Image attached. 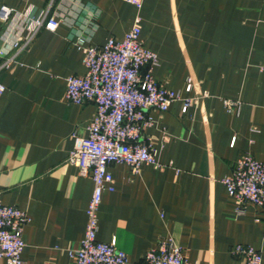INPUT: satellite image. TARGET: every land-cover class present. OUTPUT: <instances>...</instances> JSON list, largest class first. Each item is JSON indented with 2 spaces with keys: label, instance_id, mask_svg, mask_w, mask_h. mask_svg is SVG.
Instances as JSON below:
<instances>
[{
  "label": "crops",
  "instance_id": "crops-1",
  "mask_svg": "<svg viewBox=\"0 0 264 264\" xmlns=\"http://www.w3.org/2000/svg\"><path fill=\"white\" fill-rule=\"evenodd\" d=\"M2 6L63 19L54 32L41 28L16 63L0 70V202L30 219L25 264H71L67 253L87 222L94 185L67 158L95 106L65 100V79L85 72L73 42L83 37L101 47L122 38L137 16L144 46L158 55L154 79L198 101L185 114L179 101L166 113H148L153 125L143 136L163 168L109 166L114 191L102 195L97 240L114 239L128 264H140L168 236L192 264H240L235 245L255 248L264 264V217L252 205L237 215L221 184L242 155L264 160V74L257 69L264 0H144L140 11L123 0H0ZM24 28L5 42L8 28L0 23V46ZM188 79L194 87L186 95ZM223 100L240 104L237 116Z\"/></svg>",
  "mask_w": 264,
  "mask_h": 264
},
{
  "label": "built area",
  "instance_id": "built-area-1",
  "mask_svg": "<svg viewBox=\"0 0 264 264\" xmlns=\"http://www.w3.org/2000/svg\"><path fill=\"white\" fill-rule=\"evenodd\" d=\"M140 11L144 0H123ZM20 14L15 9L0 7V23L8 28L9 36L20 27L24 32L13 35L11 43L0 46L4 58L0 70L8 69L30 44L36 33L44 28L57 30L63 19L52 15L46 18ZM140 18L122 38H109L101 47L89 46L83 37H77L73 46L82 55L84 74L65 79V100L75 105L93 104L95 114L88 123L84 138L74 137V147L67 162L76 167L80 178L90 177L94 189L86 208L87 222L78 246L68 251L71 264H128L123 251L110 243L99 242L98 209L102 195L113 192L110 165H125L133 173L141 166L161 169L157 151L144 139L143 133L153 125L150 111L166 113L171 104L181 102L185 114L197 104V97H182L157 83L152 69L158 65V55L147 49L141 40ZM264 74V62L257 66ZM190 79L183 89L186 95L193 90ZM5 87L0 84V95ZM205 93L202 97H206ZM225 111L237 116L240 104L223 100ZM227 195L233 201L237 215H242L248 205L256 207L264 217V160L242 155L234 163L231 172L221 180ZM30 219L25 211L0 202V260L6 264H25L21 258L25 244L23 231ZM231 252L240 264H262L259 251L247 245H235ZM140 264H192L183 255L172 237L161 238L144 255Z\"/></svg>",
  "mask_w": 264,
  "mask_h": 264
}]
</instances>
